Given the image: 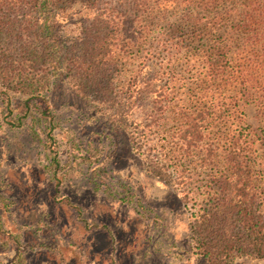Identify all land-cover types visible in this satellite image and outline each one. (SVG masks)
Listing matches in <instances>:
<instances>
[{
  "label": "trees",
  "instance_id": "1",
  "mask_svg": "<svg viewBox=\"0 0 264 264\" xmlns=\"http://www.w3.org/2000/svg\"><path fill=\"white\" fill-rule=\"evenodd\" d=\"M73 1L0 0V84L34 96L63 79L82 101L105 107L112 130L126 131L130 103L149 85L134 79L116 86L119 58L136 48L148 50L143 58L161 56L172 65L155 91L147 127L168 148L148 149L149 172L168 178L162 158L216 169L195 216V253L207 264L264 259V189L257 177L264 174V10L239 0H84L90 19L79 41L65 45L59 31L71 21ZM227 5L233 8L219 10ZM171 15L193 25L188 40L179 27L154 30L151 41L154 21ZM247 106L257 110V130L245 123ZM30 111L27 103L22 112ZM184 198L195 200L187 191Z\"/></svg>",
  "mask_w": 264,
  "mask_h": 264
},
{
  "label": "rangeland",
  "instance_id": "2",
  "mask_svg": "<svg viewBox=\"0 0 264 264\" xmlns=\"http://www.w3.org/2000/svg\"><path fill=\"white\" fill-rule=\"evenodd\" d=\"M82 1H73L71 21L60 28L65 45L79 41L90 19ZM239 1L264 10V0ZM224 7L219 10L233 8ZM192 26L175 15L154 21L151 41L154 30L179 27L188 40ZM143 52L121 55L114 75L121 89L134 79L149 85L130 103L126 131L112 130L105 107L82 101L63 79L53 78L34 96L0 84V95L8 94L0 97V264H207L195 253L192 228L218 171L162 158L175 185L149 172L148 149L157 143L168 148L147 125L155 91L172 64L157 51L154 59ZM244 112L246 125L257 130L256 108ZM257 177L262 190L264 174ZM186 191L195 200L186 202ZM233 264L264 259L238 256Z\"/></svg>",
  "mask_w": 264,
  "mask_h": 264
}]
</instances>
